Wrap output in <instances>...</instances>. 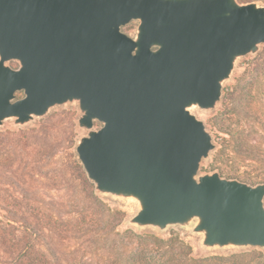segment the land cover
Returning <instances> with one entry per match:
<instances>
[{
    "label": "water",
    "instance_id": "obj_1",
    "mask_svg": "<svg viewBox=\"0 0 264 264\" xmlns=\"http://www.w3.org/2000/svg\"><path fill=\"white\" fill-rule=\"evenodd\" d=\"M263 45L258 2L0 0V128L77 105V158L96 194L135 204L126 225L264 250V183L201 173L216 145L194 113Z\"/></svg>",
    "mask_w": 264,
    "mask_h": 264
},
{
    "label": "rangeland",
    "instance_id": "obj_2",
    "mask_svg": "<svg viewBox=\"0 0 264 264\" xmlns=\"http://www.w3.org/2000/svg\"><path fill=\"white\" fill-rule=\"evenodd\" d=\"M136 26L124 31L134 35ZM224 90L227 109L221 101L194 111L216 145L201 173L264 178V45ZM79 116L77 105L59 106L28 126L0 128V264H264L260 248L202 251L189 230L126 225L135 204L96 194L77 158Z\"/></svg>",
    "mask_w": 264,
    "mask_h": 264
},
{
    "label": "trees",
    "instance_id": "obj_3",
    "mask_svg": "<svg viewBox=\"0 0 264 264\" xmlns=\"http://www.w3.org/2000/svg\"><path fill=\"white\" fill-rule=\"evenodd\" d=\"M227 94H226V91L224 90V95H223V99H222V104L225 106V109H227L228 105H227ZM241 155H246L248 153H240ZM253 180L257 181V184L259 183H264V178L263 177H259L258 175L256 176V178L254 176H246L245 178V182H252ZM29 251V250H28ZM26 253V252H25Z\"/></svg>",
    "mask_w": 264,
    "mask_h": 264
}]
</instances>
